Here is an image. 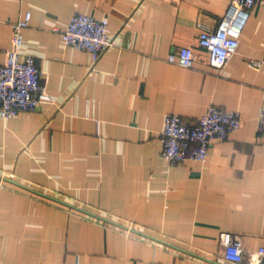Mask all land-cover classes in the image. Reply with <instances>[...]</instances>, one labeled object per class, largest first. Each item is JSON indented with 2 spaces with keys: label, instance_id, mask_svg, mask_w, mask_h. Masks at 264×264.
Listing matches in <instances>:
<instances>
[{
  "label": "crops",
  "instance_id": "0c3cea01",
  "mask_svg": "<svg viewBox=\"0 0 264 264\" xmlns=\"http://www.w3.org/2000/svg\"><path fill=\"white\" fill-rule=\"evenodd\" d=\"M230 1L0 0V64L9 23L29 12L20 58L52 100L0 119V175L116 224L1 181L0 264H227L219 233L246 251L264 243V4L221 70L197 47ZM76 12L107 19L114 46L95 62L62 45ZM182 47L189 68L166 61ZM209 105L237 112L238 130L211 141L203 163L165 161L164 117L193 123Z\"/></svg>",
  "mask_w": 264,
  "mask_h": 264
},
{
  "label": "built area",
  "instance_id": "2783aa9c",
  "mask_svg": "<svg viewBox=\"0 0 264 264\" xmlns=\"http://www.w3.org/2000/svg\"><path fill=\"white\" fill-rule=\"evenodd\" d=\"M255 0H231L224 15L214 30L201 29L197 36V47L205 52L207 64L221 70L235 53L238 38ZM264 4V0H259ZM30 13L9 23V47L0 64V119L7 120L20 112L34 110L39 104L52 103L40 83L41 74L29 55L20 58L22 31L28 26ZM62 45L90 55L95 62L106 50L114 46V39L108 30L105 17L94 19L81 13H73L63 30L59 32ZM194 59L188 47L176 49L166 61L180 68H189ZM260 62L248 60L246 66L258 70ZM88 107V103L86 102ZM92 108V107H91ZM240 124L237 112H225L213 105L206 107L193 123H184L176 115H166L161 132V157L170 163L186 161L203 163L207 149L213 140H223L238 130ZM258 130L264 133V94L257 116ZM0 181V185H1ZM129 235V231L123 233ZM221 247L220 258L227 264H264V243L254 251L242 249L238 235L221 232L218 235Z\"/></svg>",
  "mask_w": 264,
  "mask_h": 264
},
{
  "label": "water",
  "instance_id": "95a60500",
  "mask_svg": "<svg viewBox=\"0 0 264 264\" xmlns=\"http://www.w3.org/2000/svg\"><path fill=\"white\" fill-rule=\"evenodd\" d=\"M0 181H4V182H7V183H10V184L16 185V186H18V187H20V188H23V189H25V190H27V191H29V192L35 194V195L40 196V197L46 198V199H48V200L54 201V202H56V203H59V204H61V205H64V206H66V207H69V208H71V209L77 210V211L82 212V213L89 214V215H91V216H93V217H96V218L101 219V220H103V221H106V222H108V223L114 224V223H112L111 221H108V220H106V219H103V218L97 217V216L92 215V214H90V213H88V212L82 211L81 209H78L77 207H74V206H72V205H69L68 203H65V202H63V201H60V200H58V199H56V198H54V197H50V196L45 195V194H42V193H40V192H37V191L31 190V189H29V188H27V187H25V186H23V185H21V184L15 182V181H13V180H11V179H9V178H7V177H3V176L0 175ZM114 225H116V224H114ZM177 249H178V248H177ZM178 250L182 251L181 249H178ZM182 252L188 253V254H190V255H192V256H194V257H197V258H200V259L204 260L203 258H201V257H199V256H197V255H193L192 253H189V252H186V251H182Z\"/></svg>",
  "mask_w": 264,
  "mask_h": 264
}]
</instances>
